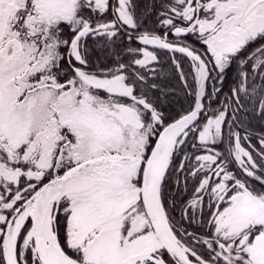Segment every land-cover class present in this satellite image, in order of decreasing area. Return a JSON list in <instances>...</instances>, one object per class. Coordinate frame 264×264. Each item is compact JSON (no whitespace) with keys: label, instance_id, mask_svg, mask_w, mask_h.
Returning <instances> with one entry per match:
<instances>
[{"label":"snow or ice","instance_id":"1","mask_svg":"<svg viewBox=\"0 0 264 264\" xmlns=\"http://www.w3.org/2000/svg\"><path fill=\"white\" fill-rule=\"evenodd\" d=\"M153 9L0 0V264H264V133L245 115L264 121V0H167L163 33L139 31ZM122 36L142 45L128 63ZM156 50L189 99L175 115Z\"/></svg>","mask_w":264,"mask_h":264},{"label":"trees","instance_id":"2","mask_svg":"<svg viewBox=\"0 0 264 264\" xmlns=\"http://www.w3.org/2000/svg\"><path fill=\"white\" fill-rule=\"evenodd\" d=\"M114 2V0H112ZM167 0H133V3L136 5V14H137V19L141 16V14L144 12V10L149 6V5H154V9L150 15H147L146 18L143 20V27L139 29V31H143L145 28H156L157 25V18H156V13L161 10V4L166 3ZM104 20H111L112 15H111V10L109 9V12L107 15L102 17ZM156 31L159 33H163L162 28H156ZM171 38V34H170ZM187 39L190 42H193L196 44L197 47H200L201 45L199 42H196L193 40L191 36H188ZM88 45L92 48V55L91 59L95 62L97 59H100V62L103 64L105 63L104 57L106 53H102L101 51L97 50L95 47V41L92 37H89L87 40ZM142 45L140 44L139 41L133 39L132 41H129L127 36H122L117 38L116 42V51L122 55V60L121 62L123 63H128L129 61L137 58L135 55H129L127 54L126 50L129 48L133 49H138ZM149 50H154L153 47H148ZM157 54L159 56L160 63L156 64L155 67L157 69H162V74H158V78L155 80H150L149 83H158L161 84L162 87L166 88H175L176 91L173 93H170L163 97L161 103L163 104L162 111L166 115H175L180 109L186 108L189 99L185 97L182 89H181V84L178 78L175 75L174 69L170 67V60H168V57L172 55V53L167 52L166 50H156ZM246 54V53H245ZM177 57H179V54H176ZM109 65L113 63L111 58H108L106 61ZM234 65L230 67L227 70V78L224 81L223 85V91L220 93L221 96L224 95V92L228 91L229 88L232 86V76H233V71H234ZM184 68L187 71L188 70V63L187 61L184 62ZM150 95H159L158 91H154ZM207 104L208 102L205 101ZM211 107L215 108L216 103H212ZM249 118V122L247 123V127L253 132V137L251 139V143L253 145H256L257 148H259V144L256 139V134L259 133H264V121H261L259 118H253L251 117L250 114H245ZM225 131H227L225 129ZM243 134V132H242ZM247 146V144H245ZM225 145L224 144H219L218 148L219 150L223 151ZM259 162V161H258ZM191 184L189 185V192L187 194L182 195L183 191V182H181L179 186V190L175 186L173 182H169L167 189H166V199L171 198V196H174L178 202H185L189 199L191 195ZM257 187H259V184H257ZM173 215L176 216L177 219H179V210L177 209L176 211L173 212ZM189 230H195L197 232L201 231V229L196 228L195 226H191Z\"/></svg>","mask_w":264,"mask_h":264},{"label":"rangeland","instance_id":"3","mask_svg":"<svg viewBox=\"0 0 264 264\" xmlns=\"http://www.w3.org/2000/svg\"><path fill=\"white\" fill-rule=\"evenodd\" d=\"M148 47H153V46H148Z\"/></svg>","mask_w":264,"mask_h":264}]
</instances>
